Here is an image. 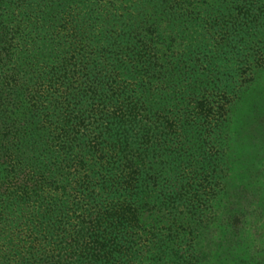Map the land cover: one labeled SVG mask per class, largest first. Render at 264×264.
<instances>
[{"label":"trees","instance_id":"16d2710c","mask_svg":"<svg viewBox=\"0 0 264 264\" xmlns=\"http://www.w3.org/2000/svg\"><path fill=\"white\" fill-rule=\"evenodd\" d=\"M263 101L264 0H0V264H261Z\"/></svg>","mask_w":264,"mask_h":264},{"label":"rangeland","instance_id":"374dc122","mask_svg":"<svg viewBox=\"0 0 264 264\" xmlns=\"http://www.w3.org/2000/svg\"><path fill=\"white\" fill-rule=\"evenodd\" d=\"M237 109L240 111L238 110L239 112H236L238 118H235L233 122L234 130L231 135L236 134V137L240 136V138L245 136L247 133L246 127L251 123L257 126L261 124L255 133L257 135L258 133L263 134L264 123H261V121L264 119H262L263 117L261 115L264 111V101L256 103L254 106L250 102L242 103ZM257 139V142L255 141L252 145L244 148L245 151L242 154L236 153L238 157L243 158V165L236 162L234 164L233 174L230 176L234 187L240 188L246 181L250 182L252 186L238 190L235 193V197H229L231 201L236 199V197H240L244 202V199L250 198L248 195L252 192L261 198L262 201L257 203V206H255V203H252L253 205L249 206L247 212L245 211L248 226V230L246 231V236L248 237L245 236V240L251 243V254L257 259H260L262 261L261 264H264V136H258ZM245 141L248 142L249 139L246 138ZM254 145H258V149L255 151L252 149ZM250 155L254 157L249 159ZM257 173L260 175L257 177L256 182H254V176Z\"/></svg>","mask_w":264,"mask_h":264}]
</instances>
